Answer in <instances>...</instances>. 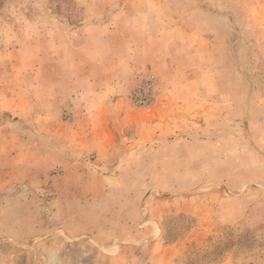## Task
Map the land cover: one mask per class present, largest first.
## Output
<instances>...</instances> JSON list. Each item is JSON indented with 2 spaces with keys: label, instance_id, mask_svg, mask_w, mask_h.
<instances>
[{
  "label": "rangeland",
  "instance_id": "1",
  "mask_svg": "<svg viewBox=\"0 0 264 264\" xmlns=\"http://www.w3.org/2000/svg\"><path fill=\"white\" fill-rule=\"evenodd\" d=\"M0 264H264V0H0Z\"/></svg>",
  "mask_w": 264,
  "mask_h": 264
},
{
  "label": "crops",
  "instance_id": "2",
  "mask_svg": "<svg viewBox=\"0 0 264 264\" xmlns=\"http://www.w3.org/2000/svg\"><path fill=\"white\" fill-rule=\"evenodd\" d=\"M82 83H84L83 85H82V89L84 88H90V86H91V84H92V82H91V80H89V81H84V80H82L81 81ZM87 86V87H86ZM90 95V93H88V92H86L85 94H83L82 95V98L83 97H88ZM114 99H116V97H113ZM88 102H86L85 103V101L84 100H80L79 102H78V106H79V108L76 110V112L78 113V114H80V115H83V114H87L88 113V111H87V109H86V107H88Z\"/></svg>",
  "mask_w": 264,
  "mask_h": 264
}]
</instances>
